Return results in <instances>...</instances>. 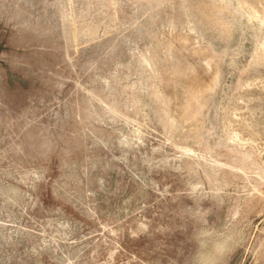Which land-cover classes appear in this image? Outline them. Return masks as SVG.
Wrapping results in <instances>:
<instances>
[{
  "label": "rangeland",
  "instance_id": "rangeland-1",
  "mask_svg": "<svg viewBox=\"0 0 264 264\" xmlns=\"http://www.w3.org/2000/svg\"><path fill=\"white\" fill-rule=\"evenodd\" d=\"M0 264H264V0H0Z\"/></svg>",
  "mask_w": 264,
  "mask_h": 264
}]
</instances>
